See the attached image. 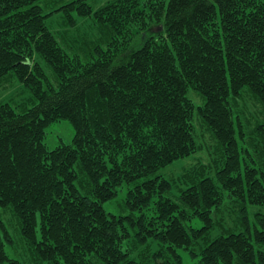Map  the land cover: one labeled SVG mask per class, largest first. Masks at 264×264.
Listing matches in <instances>:
<instances>
[{
    "label": "trees",
    "instance_id": "trees-1",
    "mask_svg": "<svg viewBox=\"0 0 264 264\" xmlns=\"http://www.w3.org/2000/svg\"><path fill=\"white\" fill-rule=\"evenodd\" d=\"M90 1L0 0V81L14 75L35 99L0 106V264H21L3 210L38 264H185L183 251L193 264H264V0ZM55 13L109 38L83 62L49 29ZM249 105L263 119L252 134ZM62 120L75 137L50 150L46 129ZM197 120L220 164L161 178L201 150ZM123 187L122 212L106 211ZM229 204L242 230L214 237Z\"/></svg>",
    "mask_w": 264,
    "mask_h": 264
},
{
    "label": "rangeland",
    "instance_id": "rangeland-1",
    "mask_svg": "<svg viewBox=\"0 0 264 264\" xmlns=\"http://www.w3.org/2000/svg\"><path fill=\"white\" fill-rule=\"evenodd\" d=\"M111 1L113 0H91L89 3L97 10ZM60 5L61 4L51 3V7H49L46 12L58 8ZM47 25L57 36L61 46H63L67 53L71 56L78 55L83 62H88L90 60L91 53L95 46L104 44V42L108 40L110 34L108 29L96 26L92 18L81 19L76 27H68L65 24L63 13H55L53 16L49 17ZM41 63L48 78L52 82L57 83L53 69L44 60H41ZM189 97L197 104H200L201 99L194 91H190ZM34 103L35 99L32 92L14 75H10L0 81V106L9 104L18 111H23L34 106ZM253 111H255L256 115ZM257 112H260V108L257 106L252 107L249 105L246 108L245 119L249 121L247 124V132L250 134L255 130L257 123L263 121V119H259L260 116H257ZM195 123L197 140L201 145V150L196 155L177 161L162 169L157 174L161 178L169 179L174 182L190 171L205 167L214 170L217 164H220L222 159H219L221 155L216 142L200 121L197 120ZM46 132L45 143L50 150L56 149L62 144L72 143L76 133L73 124L68 120L52 123L47 127ZM262 158L263 156H261V163L264 168V159ZM180 188H182V186H174L170 194L174 200H177V196L180 194ZM126 190L127 188L123 187L113 201L105 203V210L113 214H120L122 212L123 202L126 198ZM237 208L236 205L229 204L222 208L220 212L213 215L218 223L212 236L215 237L220 234H228L230 232L242 230L238 219ZM258 210L260 209L256 207L250 208L251 213ZM2 217L14 241L12 245L9 244L6 248L8 256L11 259L20 261L21 264H38L37 258H35L33 252L25 244L20 232V225L15 215L10 210H3ZM196 226H200V222L196 221ZM182 255L185 264L194 263L188 252L183 251Z\"/></svg>",
    "mask_w": 264,
    "mask_h": 264
}]
</instances>
